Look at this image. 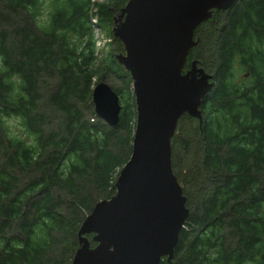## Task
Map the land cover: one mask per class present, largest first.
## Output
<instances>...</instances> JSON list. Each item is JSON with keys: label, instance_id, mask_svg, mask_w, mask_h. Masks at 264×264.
I'll list each match as a JSON object with an SVG mask.
<instances>
[{"label": "trees", "instance_id": "1", "mask_svg": "<svg viewBox=\"0 0 264 264\" xmlns=\"http://www.w3.org/2000/svg\"><path fill=\"white\" fill-rule=\"evenodd\" d=\"M126 1L103 0L97 24L112 26L109 7L119 11ZM91 4L0 0V57L8 69L0 71V264H70L81 222L114 194L130 157L134 95L128 71L115 59L124 48L112 28L105 31L107 50L96 48ZM228 9L219 53L210 57L219 88L204 97L202 124L184 114L171 139L172 168L189 213L173 259L160 264H264V0H234ZM243 34L259 44L243 48ZM209 46L200 37L189 60L195 55L207 64ZM244 49L258 53L255 64L246 60L257 92L241 97L224 81L242 73ZM15 74L23 95L13 94ZM100 81L119 96L114 126L93 109ZM180 119L196 121L192 138L180 140ZM181 141L197 148L184 165L175 156Z\"/></svg>", "mask_w": 264, "mask_h": 264}, {"label": "water", "instance_id": "2", "mask_svg": "<svg viewBox=\"0 0 264 264\" xmlns=\"http://www.w3.org/2000/svg\"><path fill=\"white\" fill-rule=\"evenodd\" d=\"M234 0H127L113 18L112 35L124 52L115 59L128 71L135 102L129 159L120 168L115 192L98 200L81 222L70 264H160L171 261L189 210L172 168L171 139L187 114L202 124L199 108L212 84L195 68L182 73L197 44L194 29ZM95 115L109 126L119 120L118 94L95 84ZM92 234L91 245L87 235Z\"/></svg>", "mask_w": 264, "mask_h": 264}, {"label": "flooded vegetation", "instance_id": "3", "mask_svg": "<svg viewBox=\"0 0 264 264\" xmlns=\"http://www.w3.org/2000/svg\"><path fill=\"white\" fill-rule=\"evenodd\" d=\"M239 4V2H237ZM231 5H229L226 9H213L211 11V16L203 21L202 23H200L198 25V29H197V33H195L196 31H194V35L193 38L194 40L197 41V44L195 46L198 45L199 41H200V37L202 39L204 38H209V42L211 43V50L209 49L206 53H207V60L208 63L204 64L203 61L199 60L198 58L195 57V55L192 56V58L189 60V54L187 55V59L182 67V73H184L187 69L190 68V64L192 61L197 60V63L195 65V68H200L202 69L205 73L210 74L211 78L209 79V82L212 84L211 89L209 91L210 93V97L212 94L215 95V90L219 88V86L217 85V76H216V72H215V68L212 67V63L214 62V60L210 59V57H214L216 54H218V49H216L215 47V42L217 41L218 43V39L219 38V34L226 31V23H225V15L228 12V8ZM110 12L113 13V15L111 16L112 18V24L113 23V18L114 16L117 17L119 11L116 10H112V8L109 7ZM222 12V14H220ZM204 24V25H202ZM201 28H199V26H201ZM113 27V25H112ZM249 28V27H247ZM242 41V45L243 48L244 47H248V46H252V47H256L257 44H259L256 40L253 39V37L251 38L250 35H242L241 38ZM213 44V45H212ZM210 47V46H209ZM201 51V49H200ZM190 52V51H189ZM249 50L248 49H244V53H246V59L243 60L241 59V70H242V77L239 80H236L233 78L232 82L229 81V79H227L226 81H224V88L225 89H229L232 91H239V95L242 96H247L249 93L253 94L257 92V82L254 78L251 77V72L253 71V68L251 67L252 64H255L256 61L258 60V53L255 55L249 54L248 53ZM246 60L250 61L251 65L247 66L246 65ZM205 100L202 99V103ZM201 103V104H202ZM201 109V105L199 107ZM202 111V110H201Z\"/></svg>", "mask_w": 264, "mask_h": 264}, {"label": "rangeland", "instance_id": "4", "mask_svg": "<svg viewBox=\"0 0 264 264\" xmlns=\"http://www.w3.org/2000/svg\"><path fill=\"white\" fill-rule=\"evenodd\" d=\"M101 2H103V0H92V4H91V12H92V14H93V16H95V17H93V22H95L94 23V25H93V31H94V35H95V37L96 38H98V40H99V45L97 46V44H96V48L99 50V49H103V51H106L107 50V43L110 41V38H109V36L106 34V30L107 29H111L112 28V26H109V28L108 27H105L104 29L103 28H101V26H99L98 24H97V19H98V16H97V13H96V8H97V6L98 7H100V8H102V5H101ZM233 3V2H232ZM231 3V4H232ZM103 10V9H102ZM46 11L45 10H43V13H45ZM220 14H222V12L220 13ZM45 15H42V18L44 17ZM197 28V27H196ZM196 28L194 29V31L196 30ZM193 35H194V33H193ZM215 44H217V41L215 42ZM213 45V44H212ZM215 47H216V45H215ZM210 50H211V43H210ZM207 56V55H206ZM243 75H242V73H239V74H237L236 76H235V78L234 79H236V80H239L241 77H242ZM181 120V119H180ZM178 123V122H177ZM178 125H179V123H178ZM196 125V121H194V120H187V119H182L181 121H180V126H182L183 127V129H184V131H183V133L181 134V137H180V140L183 138V139H185V138H192V135H191V132H192V130H194V126ZM11 126H12V128H15V127H17V123L15 122V121H12L11 122ZM177 133V132H176ZM175 143H176V141H174ZM190 142V141H189ZM176 146H177V148H176V152H175V156H176V159H177V162H180L181 164H185L187 161H189V160H191L192 159V151L194 152V153H196L197 152V148H196V146L192 143L191 144V148H185V146H184V143H183V141H181L180 143L178 142L177 144H176Z\"/></svg>", "mask_w": 264, "mask_h": 264}, {"label": "clouds", "instance_id": "5", "mask_svg": "<svg viewBox=\"0 0 264 264\" xmlns=\"http://www.w3.org/2000/svg\"><path fill=\"white\" fill-rule=\"evenodd\" d=\"M45 7H47V6H45ZM0 71H4V72L8 71V69L6 67H4V65H3V58L2 57H0ZM11 79L14 82V84L16 85L12 89L13 94L23 95V93L21 92V86L23 85V80L21 79V77L18 74H15L12 76ZM15 119L17 121L21 120L20 117H15Z\"/></svg>", "mask_w": 264, "mask_h": 264}]
</instances>
